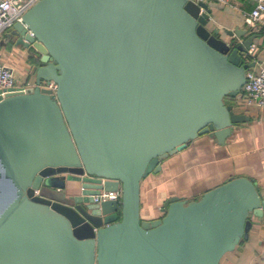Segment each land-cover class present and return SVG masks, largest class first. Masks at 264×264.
<instances>
[{
  "label": "water",
  "instance_id": "water-1",
  "mask_svg": "<svg viewBox=\"0 0 264 264\" xmlns=\"http://www.w3.org/2000/svg\"><path fill=\"white\" fill-rule=\"evenodd\" d=\"M209 14L193 0H39L12 25L37 65L33 87L0 95V264H219L247 238L264 201L244 176L139 214L142 178L244 118L224 99L258 34L225 29L227 43ZM101 190L120 198L95 202Z\"/></svg>",
  "mask_w": 264,
  "mask_h": 264
},
{
  "label": "crops",
  "instance_id": "crops-1",
  "mask_svg": "<svg viewBox=\"0 0 264 264\" xmlns=\"http://www.w3.org/2000/svg\"><path fill=\"white\" fill-rule=\"evenodd\" d=\"M210 9L206 27L217 29L218 36L230 43L232 38L224 30L247 29V34H258L246 52L245 61L258 70L264 60V18L255 28H248L242 12L249 11L252 4L246 0H228L227 4L206 1ZM10 30L0 35V61L12 70L17 90L35 85L37 59L32 50L15 45ZM226 104L244 116L235 124L224 144L218 145L207 134L192 139L187 146L164 158L160 171L150 173L140 181L139 214L142 220L162 216L166 199L179 196L187 200L199 197L203 192L227 181L244 176L251 178L264 201V107L249 104L241 92L226 97ZM79 183L66 182V194H78ZM247 238L225 253L219 264H264V211L261 217L250 216Z\"/></svg>",
  "mask_w": 264,
  "mask_h": 264
},
{
  "label": "built area",
  "instance_id": "built-area-1",
  "mask_svg": "<svg viewBox=\"0 0 264 264\" xmlns=\"http://www.w3.org/2000/svg\"><path fill=\"white\" fill-rule=\"evenodd\" d=\"M39 0H0V35L11 29L15 22H20L23 14ZM195 3L206 2L209 0H193ZM219 4H227L228 0H212ZM252 4L249 11H243V21L248 28H255L264 18V0H246ZM248 53L251 49H247ZM41 86L54 89L55 83L42 82ZM10 91H17L16 82L12 74V70L0 61V95H4ZM240 92L245 95L249 104L253 103L264 107V60L259 65L258 70L249 68L246 71V79L242 85ZM239 92V93H240ZM104 181V179H102ZM37 194V191H36ZM95 202L108 199L120 198V191L101 190L99 194L93 195Z\"/></svg>",
  "mask_w": 264,
  "mask_h": 264
},
{
  "label": "rangeland",
  "instance_id": "rangeland-1",
  "mask_svg": "<svg viewBox=\"0 0 264 264\" xmlns=\"http://www.w3.org/2000/svg\"><path fill=\"white\" fill-rule=\"evenodd\" d=\"M63 190V189H62ZM59 191V190H57L55 187H53L52 189H50V188H48V187H44L43 189H42V194H53V195H57L58 197H60L61 196V194H62V192L63 191Z\"/></svg>",
  "mask_w": 264,
  "mask_h": 264
}]
</instances>
